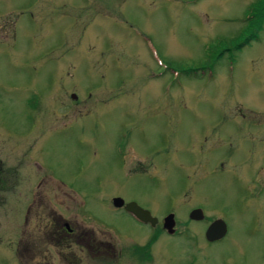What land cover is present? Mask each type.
Returning a JSON list of instances; mask_svg holds the SVG:
<instances>
[{"label":"rangeland","instance_id":"374dc122","mask_svg":"<svg viewBox=\"0 0 264 264\" xmlns=\"http://www.w3.org/2000/svg\"><path fill=\"white\" fill-rule=\"evenodd\" d=\"M90 1L93 7L89 0L0 1V15L16 19L12 39L11 28L0 25V160L18 158V130L27 131L25 115H35L27 103L35 88L44 96L40 115H58V130L51 146L43 148V137L33 154L59 182L48 198V184L34 186V201L28 193L0 194V264H18L17 253L23 264H140L124 251L144 245L153 228L114 208L115 196L148 208L158 226L172 211L174 229L188 234L163 230L141 264H264V228L254 237L247 227L253 211L263 214L264 196L255 197L257 184L246 180L262 142L237 131L239 124L264 135V121H257L264 119V26L240 51L215 55L212 73L200 69L210 67V45L236 43L257 0ZM220 115L239 118L221 122ZM123 131H130L126 170L114 147ZM216 132L233 149L234 177L218 168L225 143L208 151L218 146ZM161 137L168 152L148 154L147 170L157 179L130 175L146 165L147 151L162 149ZM258 181L264 183L263 171ZM192 207L227 221L226 237L207 243L206 223L188 219ZM49 209L82 233L79 242L40 231L52 219ZM90 239L110 247L82 248Z\"/></svg>","mask_w":264,"mask_h":264},{"label":"flooded vegetation","instance_id":"af4514ba","mask_svg":"<svg viewBox=\"0 0 264 264\" xmlns=\"http://www.w3.org/2000/svg\"><path fill=\"white\" fill-rule=\"evenodd\" d=\"M38 1H40V0H36V3ZM1 3H3V2H1ZM91 3H92V1L89 0L88 7H93L91 5ZM32 8H33V6H31L29 10L31 11ZM2 15H4V17ZM15 24H16V19L10 20L9 14L4 13V14L0 15V25H2V27H10L11 28V35L10 36L8 35V37H10L11 39L14 38V35H15V29H14ZM2 31H3V28H2ZM4 42L5 41H3V39H0V45L4 44ZM28 92L29 93H28L27 97L35 96L33 102H30L29 100L27 101L29 108H31L32 111H34L35 115H25L28 118L27 123H28L29 127H28L27 131L22 132L21 130H18V132H19L18 134L22 136L21 139H23V140H21V143H20V139L17 141V147H18L19 151L16 155H18V158L15 155L13 157V159L16 161L8 160L6 162H3L0 160V194L12 195V194H15L17 192L19 199H25L26 194L28 193L29 195L32 196V197H30L32 199V201H34L35 197H37V194H38V193L36 194L35 192L34 193L31 192V190L34 186L37 188V187L41 186V184L42 185L48 184L49 192H46L47 198H48L53 193V190L55 189L56 184L59 183L58 180H56V178H54V176H52V174L49 172V169L47 167H45L44 165H42L37 159H35V156L33 154L34 150L36 149L37 146H39L40 140L43 137L49 138V139L47 138V140H46L47 142H45V144L43 146L44 149L48 145H50V146L52 145V143L50 142V138L57 134L58 115H40L41 111H42V113L45 112V104L42 101V98L44 96L40 95V93L37 94V90L35 88L28 91ZM50 103L53 104V107L50 108V110L52 112L55 109V104H56V96L55 95L51 94ZM239 116L246 121H249V122L252 121L251 123H253V122L256 123L252 119H246L245 115H239ZM164 117H167V115H164ZM238 118L239 117H235V115H220L219 116V120L221 122H228V123H234L235 121H237ZM257 121L262 122V121H264V119L263 120L260 119ZM239 130H243V134H242L243 137L240 134V136L242 138L247 139V137L250 136V139L257 138L258 141L262 142L261 147L263 148V150H261L260 154L257 155L256 151H252V152L256 153L255 159L253 160V162H254V164H255V162H257V164H256V166H254V164H253V171L251 174L252 177L248 178V176H247V178H246V180H249V183L257 184L256 186L258 187V189H257V191H255L256 192L255 197L259 198L262 195L264 196V183H261L260 181H258L259 176H262V171L264 172V165H261L262 164L261 161L262 160L264 161V147H263L264 146V135L261 132H260V134H258L257 130L250 133L238 124L237 131L239 132ZM9 131L14 132L15 130H9ZM213 131H214V128H213L212 132ZM217 132H218V129H217ZM217 132L213 135H215V137L219 141L218 146L214 147L212 149L210 148L208 151L210 153L215 152V151L218 152L217 149L225 143V147L221 149L222 159L218 160V168H220V169L226 168L225 171L228 173V177H229V171L231 169V174L234 177V175H233L234 165L229 162V160H230L229 157L232 155L233 149L229 148V140H227V142L225 141L223 143V141L221 139L222 137H220L217 134ZM4 134L7 136L6 140L9 141L11 139L10 138L11 135H9L10 133L8 131H6ZM129 136H130V131H125V132L123 131L117 136L116 141L114 143L115 150L118 152L120 159H121V164H124L125 170H126V162H127V149L129 146V144H128ZM206 139L207 138H205L203 143L206 141ZM161 144H162V149L160 151L150 149V151H147V153H145L147 163L144 167H142L141 164L139 163L136 167L134 166L132 169L128 170V171H130L128 173L130 175H136V176L141 175L142 176L141 178L147 182L155 181L157 178L155 176H153L152 172L147 170L148 167L153 164V162H152L153 159H149L148 154H152V153L156 152L155 153V156H156L159 154V152H161L162 154L167 153L168 148H167L166 140L164 137H161ZM202 148L203 147L200 148V154H201L200 157L201 158L204 156ZM253 148H257V145H254ZM138 154L143 155V152L141 153L138 151ZM201 158H200V160H201ZM208 158L211 160L210 155ZM149 160H151V161H149ZM202 161H205V163H207V161L205 159ZM225 164H226V167H225ZM227 166L229 167L228 170H227ZM214 167H217V166H213L212 169ZM215 171H216V169H215ZM27 184L28 185L31 184V187L28 188V191H27V186H26ZM114 198H121V197L115 196L112 198V200ZM121 199H123V198H121ZM123 201H124V205L122 207H114V208L121 209L124 212L131 215L132 217H134L131 213H129L125 210V205L129 202H135V201H132V200L126 201L124 199H123ZM244 201H245V198H244ZM27 202H29V199L27 200ZM135 203L138 206H140L142 209L149 211L150 214L152 215L151 211L148 208L142 206L138 202H135ZM245 203H246V206L250 205L248 201ZM112 205H113V203H112ZM194 209H200L202 211L203 218L201 220L194 221V220L189 219V214ZM29 210H30V207L25 206V214L28 213ZM49 210L50 211H48V212L52 215V219L48 220V223L44 224L43 226H40V231L42 230L43 227L45 229H48V228L53 229L55 231L54 236L56 237L57 242H58L57 239L64 240V241H68V240L71 241L72 240L74 243L79 242L78 240H75V238H77V237L80 238L82 233L81 232L79 233L78 230L74 229L71 226V224L66 222L64 219H62L58 215L53 214L52 209H49ZM263 210H264V208H263ZM253 212H254V214L251 216V219L249 220L250 225L247 227H248V231L250 232L248 234L255 237L257 234H259L261 232L260 230L264 228L263 225L261 224V223H264V221L262 220L264 217L263 216L264 212L262 215H261V212L260 213H257L256 211H253ZM170 213H173V212L172 211L165 212V215L163 216L162 219H164ZM25 214H24V216H25ZM187 214H188V219L190 222H192V221L193 222H205L206 223L205 231L212 222H214L217 219H221L225 222L226 229H227L226 234L223 238H225L226 235L228 234V231H229L228 222L222 218H219V217H208L206 214H204V211H203V209H201V207H192L191 209L188 210ZM25 220L26 219L24 217V222H25ZM157 220H158V218H157ZM137 221H139V220H137ZM162 222H163V220H162ZM183 224L188 225V223H186L184 221H183ZM146 225H149V224H146ZM149 226H151V225H149ZM156 226H158V225L156 224ZM161 226H162V224H161ZM152 228H154V227H152ZM180 232H182V231H178L175 229V232L172 236L177 235ZM19 234H20V236L22 235L21 230H20ZM204 239H205V232H204ZM222 239H220V240H222ZM220 240H218V241H220ZM205 241L207 243H209L206 239H205ZM17 242H18V247H21L20 246L21 240L19 238H18ZM42 242L44 244L46 243L44 241H42ZM215 242H217V241H215ZM215 242H212V243H215ZM89 244L92 247L96 248L97 252L100 251V249L102 247H110L109 243L105 242L104 244H102L100 241H98V243L95 244V243H93V241H91V239L88 240V244L85 243V245L81 246V247L86 249V248H88ZM41 245H43V244H41ZM17 255H18L17 256L18 257L17 263L23 264L22 261H20L19 253H17ZM140 264H141V262H140Z\"/></svg>","mask_w":264,"mask_h":264},{"label":"trees","instance_id":"16d2710c","mask_svg":"<svg viewBox=\"0 0 264 264\" xmlns=\"http://www.w3.org/2000/svg\"><path fill=\"white\" fill-rule=\"evenodd\" d=\"M264 26V0H257L254 2L247 10V15L243 22V28L238 35V40L235 44L228 48V46H222L221 41H217L215 45H210L207 49V59L211 62L210 67L202 66L200 69L202 71L207 70L209 73L213 72V67L218 62L219 57L223 54H230L232 52L240 51L243 47L249 45L251 42L257 40L258 34L261 32ZM237 39V38H236ZM221 44V45H220ZM195 73V70H190L186 74ZM76 100V99H74ZM188 232V231H187ZM163 233L161 226H156L153 228L152 234L149 240L144 245L134 244L124 251L128 257H134L137 260L149 261L152 258L151 248L159 236ZM188 235L184 231L180 232L176 236ZM114 255V254H113ZM116 256V255H114Z\"/></svg>","mask_w":264,"mask_h":264},{"label":"water","instance_id":"95a60500","mask_svg":"<svg viewBox=\"0 0 264 264\" xmlns=\"http://www.w3.org/2000/svg\"><path fill=\"white\" fill-rule=\"evenodd\" d=\"M75 98V96H73ZM114 207H122L124 201L121 198H114L112 200ZM125 210L131 213L137 220L144 224H149L154 227L158 220L153 217L149 211L142 209L135 202H129L125 205ZM203 218L202 211L200 209H194L189 214V219L194 221H199ZM175 216L173 213L168 214L162 223V228L168 233L173 234L175 232ZM226 225L225 222L221 219H217L212 222L205 231V238L209 242L220 240L226 234Z\"/></svg>","mask_w":264,"mask_h":264}]
</instances>
